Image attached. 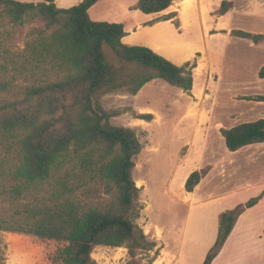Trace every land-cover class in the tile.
<instances>
[{
	"label": "trees",
	"instance_id": "16d2710c",
	"mask_svg": "<svg viewBox=\"0 0 264 264\" xmlns=\"http://www.w3.org/2000/svg\"><path fill=\"white\" fill-rule=\"evenodd\" d=\"M98 1L82 0L63 9L52 0H0L1 14L14 24H43L32 30L18 55L20 74L28 81L22 98L0 105V155L5 151L0 156V196L8 195L10 203V214L0 216V231L61 244L48 258L51 264H96L91 254L99 246L124 247L127 264H143L137 256L155 249L136 223L140 189L132 170L141 145L132 129L111 125L119 113L105 111L99 99L118 91L134 96L153 80L184 93L193 86L194 61L176 66L149 48L124 45L123 24L90 19L88 11ZM174 1L138 0L135 8L158 15ZM232 8L231 1H222L214 15L221 17ZM175 17L171 12L163 21ZM231 35L255 44L264 40V35L240 30ZM257 76L264 79V65ZM255 100L264 102V97ZM135 118L150 122L153 115ZM220 132L226 150L235 152L264 143V120ZM206 174L207 169L192 172L185 192H193ZM35 188L40 196L31 195ZM100 189L112 198L93 207L87 199ZM262 195L264 191L220 214L215 243L202 264H211L238 217ZM23 197L30 199L21 202Z\"/></svg>",
	"mask_w": 264,
	"mask_h": 264
},
{
	"label": "rangeland",
	"instance_id": "374dc122",
	"mask_svg": "<svg viewBox=\"0 0 264 264\" xmlns=\"http://www.w3.org/2000/svg\"><path fill=\"white\" fill-rule=\"evenodd\" d=\"M16 1L38 3L43 0ZM137 1L99 0L88 14L92 21L123 24L128 33L137 24L150 26L155 21H163L168 14L161 13L157 17L145 15L136 10ZM222 1H231L236 8L231 10L230 15L219 20L214 12ZM255 3L254 0H243V3L240 0H176L169 10L177 12L181 8L182 19L175 17L169 20L171 23L161 22L152 32L141 30L135 34V45L147 48L163 40L194 43L201 47L206 53L205 58L198 54L190 61L196 65L197 61L206 64L212 74L221 68L216 91L214 78L207 87L204 86L203 79H209V75L201 74L203 66L199 65L196 72L192 71V76L196 78L195 88L189 93L161 80H153L134 96L118 91L105 94L99 99L105 111L119 113L110 119L111 125L132 129L141 145L140 154L133 160L132 170V179L140 189V213L136 223L147 239L156 243L153 251L137 256L143 264H176L184 231L194 233L196 219L210 212L215 204L213 199L242 183L240 176L231 178L229 171L226 174L220 173L229 152L217 125L226 123L225 112L232 108L231 95L246 76H251L253 65L264 59V42L260 41L263 43L257 48L250 40L255 47L248 48L243 46L249 42L248 39L232 36L226 44L223 33L214 38H208V33L214 26L243 32L247 30L248 33H254L248 29L263 31L264 2L262 5L257 3L258 7L251 10L240 9L241 6ZM188 9H193L190 15H187ZM42 28L43 24L37 21L14 24L0 11V105L22 98L28 81L20 74L21 61L18 55L29 42L32 30ZM188 51L185 49L180 53ZM174 55L175 52L171 54ZM242 60L246 66L241 65ZM138 114H152L153 119L150 122L136 119ZM4 154L2 150L0 156ZM7 156L10 157V154L7 153ZM235 165L239 175L247 172L246 168L241 170L245 162L238 160ZM201 169H207V174L195 187L191 197L184 190L185 180L192 172ZM43 189H48V185L45 184ZM39 194L42 192L35 188L31 195ZM111 198V195L100 189L98 194L87 201L93 207H101ZM29 199L23 197L20 201ZM195 202L200 204L193 206ZM9 204L8 195H1L0 216L10 214ZM60 246L56 242L40 240L34 236L0 231L3 264H51L48 258ZM91 258L96 264H127L129 261L124 247L99 246L93 249Z\"/></svg>",
	"mask_w": 264,
	"mask_h": 264
},
{
	"label": "crops",
	"instance_id": "0c3cea01",
	"mask_svg": "<svg viewBox=\"0 0 264 264\" xmlns=\"http://www.w3.org/2000/svg\"><path fill=\"white\" fill-rule=\"evenodd\" d=\"M52 1L58 8L67 9L70 8L67 4L75 6L78 5L82 0ZM240 2L243 3V0H240ZM254 2L256 3L241 6L240 9L251 10L252 8L258 7L256 6L257 3H261L262 5L264 0H254ZM235 8V5H233L232 9L217 19H224V17L230 15L231 10ZM192 10L193 9H188L187 15H190ZM176 11L177 12H174L176 13V17L182 19V9L180 8ZM171 12L173 11L167 10L164 13L167 14ZM198 13L199 9L197 8V15ZM152 17H157V15H153ZM161 22L171 23V21ZM161 22L154 23L150 26L137 24L135 29L129 30V33L124 29L127 35L121 39V42L124 45L137 46L135 45L134 38L136 32L141 30L152 32L159 27ZM259 30L260 29H248V31L254 32L250 34L264 35V30ZM231 31L234 30L214 26L212 30L209 31L208 38H214L223 33L225 43L228 44L230 39H232ZM262 41L264 42V40ZM263 42L257 43L255 46L259 48ZM253 45L254 44L250 40L249 42L243 44V46L248 48L255 47ZM149 49L176 66H181L185 62L192 60L195 55L201 54L203 59L206 55L205 51L194 43H185L173 40H163L152 43L150 44ZM185 49H189V51L181 54L180 51ZM174 52L175 55L171 56V54ZM199 65L203 66L201 74L208 73L209 75V79H203L204 86L207 87L208 84L213 81L212 78H214L213 83L214 89L216 91V86L221 74V68H219V72L212 74L209 67L204 63H199V61H197L195 69H197ZM241 65L246 66L243 60ZM263 65L264 59L258 63H255L251 70V76H246L243 79L244 82H242L236 92L231 95L230 103L232 104V108L227 109V112H225L227 121L223 125H217L220 135L221 130L230 129L241 124L252 123L258 120H264V102L255 100L257 97H264V79H259L257 76L258 70ZM195 69L194 71L196 72ZM241 69L243 72H246L244 71L245 69ZM195 74L197 75V73ZM192 78V88H195L194 80L196 78L193 76ZM226 160L225 166H222L220 169V173L226 174L229 171L231 178H237L240 176L242 183L234 185L213 199L215 204L211 207L210 212L203 218L198 217L196 219L194 223V233L189 234L187 230L184 231L177 252L176 264H202L206 254L215 243L220 214L225 211H230L236 206L244 204L249 200L260 196L264 191V143L245 146L235 152H229L226 156ZM238 160L245 162V165L241 167V170L245 168L247 169V172H244L242 175H239L236 172L238 168L235 164L238 162ZM187 194L192 197L193 192ZM198 204H200V202H195L193 203V206ZM194 208L195 207L192 209ZM198 227L200 229H196ZM211 264H264V195H262L255 205L246 209L238 217L222 248L212 260Z\"/></svg>",
	"mask_w": 264,
	"mask_h": 264
},
{
	"label": "bare ground",
	"instance_id": "6f19581e",
	"mask_svg": "<svg viewBox=\"0 0 264 264\" xmlns=\"http://www.w3.org/2000/svg\"><path fill=\"white\" fill-rule=\"evenodd\" d=\"M185 3H187V2H185ZM189 3V2H188ZM187 6V5H186ZM188 7V6H187ZM186 10V9H185ZM183 12V11H182Z\"/></svg>",
	"mask_w": 264,
	"mask_h": 264
}]
</instances>
